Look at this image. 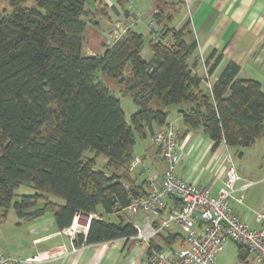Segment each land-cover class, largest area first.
I'll use <instances>...</instances> for the list:
<instances>
[{"label":"trees","instance_id":"trees-1","mask_svg":"<svg viewBox=\"0 0 264 264\" xmlns=\"http://www.w3.org/2000/svg\"><path fill=\"white\" fill-rule=\"evenodd\" d=\"M96 2L8 0L10 11L0 12V220L9 210L19 221L49 212L62 230L79 212L94 216L86 237H75L76 246L136 235L133 224L103 215L146 194L129 178L134 146L165 127L168 107L190 105L181 113L183 124L201 129L212 151L221 144L243 150L264 132V94L258 82L237 77L238 65L226 63L209 93L200 89L204 79L188 65L197 48L188 22L174 29L171 17L154 13L156 28L174 44L152 40L149 61L141 57L142 35L131 29L101 54L87 55ZM220 61L212 51L205 60L209 75ZM105 78L137 107L128 121ZM101 155L107 162L97 170ZM21 186L33 193L17 195ZM151 244L149 251H160ZM238 257L246 259L240 246Z\"/></svg>","mask_w":264,"mask_h":264},{"label":"crops","instance_id":"crops-1","mask_svg":"<svg viewBox=\"0 0 264 264\" xmlns=\"http://www.w3.org/2000/svg\"><path fill=\"white\" fill-rule=\"evenodd\" d=\"M144 1L141 4L140 0H97L91 8L93 19L87 28L85 53L89 56L101 54L110 44L106 38L107 32L117 24L128 26L129 19L133 18L135 13L139 14L137 22L128 29L142 35L143 38L144 33L149 34V47L152 41L150 23L153 22V14L160 10L164 16L171 17L169 24L171 28L179 29L185 23H189L188 31L195 39L197 48L189 58L188 65L194 73L204 79L200 88L203 92L209 93L205 85L206 77L213 84L226 63L233 62L239 66L237 77L258 82L264 94V0ZM185 40L188 41L189 38L186 37ZM143 47L144 43L141 54ZM212 51H215V57H221V61L213 74L209 75L205 60ZM151 57L150 50V55L142 58L149 61ZM132 104L131 107L128 105L130 111H137L135 104L133 102ZM190 107L188 104H181L167 109L165 126H170L178 132L181 143L179 152L181 160L176 174L191 184L211 186L213 194H216L224 181V153L231 148L221 144L212 151V141L201 129L192 130L185 127L181 113L188 111ZM263 134L264 132L260 137ZM238 152H241L240 149H237ZM133 155L141 160V164L129 168L131 184L146 191L148 178L155 175L158 177L156 183L160 185L165 166L158 157L150 135L136 140ZM263 201L264 194L259 203L251 208H246L244 203L239 205L233 201L231 206L242 220L256 228L259 225L257 214ZM168 203L174 204L171 200ZM77 215L80 230L74 239L77 235L86 237L88 228L85 230L84 227L94 217L80 212ZM103 219L112 223H131L141 227L146 222L142 213L127 209L103 215ZM16 220L17 225L26 223L28 230L27 241H23L19 250L10 255L19 258L21 260L19 264H150V243L130 238L76 246L74 239L71 240L64 234L70 227L59 230L52 213L30 221H19L17 218ZM175 235L178 236L176 239ZM151 245L169 254L186 247L178 228L162 232V236L154 238ZM62 249L65 250L64 254H60ZM34 256H40V261L25 262ZM244 263L249 264L246 260Z\"/></svg>","mask_w":264,"mask_h":264},{"label":"built area","instance_id":"built-area-1","mask_svg":"<svg viewBox=\"0 0 264 264\" xmlns=\"http://www.w3.org/2000/svg\"><path fill=\"white\" fill-rule=\"evenodd\" d=\"M139 14L135 13L129 19V25H114L107 32V41L115 43L127 31L129 26L137 22ZM151 36L154 42H160L171 47L174 42L150 23ZM206 89L210 92L212 84L205 79ZM151 141L156 148L158 157L164 163L165 169L157 185V176L148 178L146 194L131 201L125 209L140 212L145 216L143 226L134 225L136 241L149 244L162 232L177 227L186 244L185 248L173 254L161 251H151L150 264H215L217 256L228 243H234L246 252V262L249 264H264V201L257 214L258 227L250 226L233 210L232 201L242 205V193L250 183H242L233 159L228 152L225 154V173L222 187L213 194L211 186H198L179 178L176 174L181 157V143L178 132L165 126L156 129L151 135ZM141 164L139 158L130 163V168ZM171 200L174 204H169ZM79 217L76 214L72 225L64 234L74 239L79 232ZM82 228V227H81ZM88 223L84 227L86 230ZM64 254L65 250H60ZM40 256L27 259L26 263L39 262ZM21 260L0 253V264H19Z\"/></svg>","mask_w":264,"mask_h":264},{"label":"rangeland","instance_id":"rangeland-1","mask_svg":"<svg viewBox=\"0 0 264 264\" xmlns=\"http://www.w3.org/2000/svg\"><path fill=\"white\" fill-rule=\"evenodd\" d=\"M144 0H140L141 4ZM133 2V1H132ZM145 2V1H144ZM145 4V3H144ZM6 11L9 12L10 8L8 6V0H0V12ZM144 47L141 56L146 58V55H150V49L148 47V42L150 40L149 34L144 33ZM103 35V33H102ZM152 40V36H151ZM104 82L107 86L114 88L117 96L120 99L121 107L123 108L126 118L128 121V116L134 111H130L128 105H133L132 100L129 97H120L118 94V87L115 86L109 79L105 78ZM180 105H172L170 107H178ZM171 109V108H170ZM230 151V152H229ZM242 156L239 157L237 149L233 148L231 150L225 151V154L228 152L231 153L234 165L242 178V183H250V187L242 193L244 198V205L246 208H251L254 205H257L264 194V134L260 139L249 148L240 150ZM85 156L92 157L93 153L88 151L85 153ZM107 159L104 156H99L96 159L95 168L101 170L103 165L106 163ZM17 195L20 194H31L33 193L30 188L19 187L16 192ZM18 197H15L13 201L17 200ZM57 203L61 204L62 201L57 198H52ZM251 212V211H250ZM51 213H46L50 215ZM16 217L12 210H9L5 220H0V253L4 255H13L16 251L19 250V246L23 241H27V224L17 225ZM171 228H177L172 226ZM17 258V257H16ZM215 264H245L238 257V245L234 243H229L226 247L219 253Z\"/></svg>","mask_w":264,"mask_h":264},{"label":"water","instance_id":"water-1","mask_svg":"<svg viewBox=\"0 0 264 264\" xmlns=\"http://www.w3.org/2000/svg\"><path fill=\"white\" fill-rule=\"evenodd\" d=\"M90 222V221H89ZM89 225V224H88Z\"/></svg>","mask_w":264,"mask_h":264}]
</instances>
